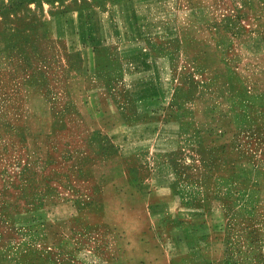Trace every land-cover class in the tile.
<instances>
[{
  "label": "rangeland",
  "instance_id": "1",
  "mask_svg": "<svg viewBox=\"0 0 264 264\" xmlns=\"http://www.w3.org/2000/svg\"><path fill=\"white\" fill-rule=\"evenodd\" d=\"M159 164L207 264H264V0H0V264H160Z\"/></svg>",
  "mask_w": 264,
  "mask_h": 264
},
{
  "label": "crops",
  "instance_id": "2",
  "mask_svg": "<svg viewBox=\"0 0 264 264\" xmlns=\"http://www.w3.org/2000/svg\"><path fill=\"white\" fill-rule=\"evenodd\" d=\"M120 129L121 126L109 131L116 145L123 141ZM153 171L154 173H151L139 187V194L145 192L148 199L147 212L144 214L145 234L143 232L144 236L138 239L139 243L149 251L154 249L151 245L156 243L160 247V264H207L206 259L211 252L217 254V251H222L220 243L214 236L215 230L223 223V212L219 201L210 199L206 202L210 210L199 213L188 211L184 215V211L177 208L174 190L176 179L173 178V170L159 164ZM179 214L184 215L185 222L171 223L170 219L176 218ZM165 223L171 224L166 238L162 230V225ZM205 238H208V243L202 246L201 240Z\"/></svg>",
  "mask_w": 264,
  "mask_h": 264
}]
</instances>
